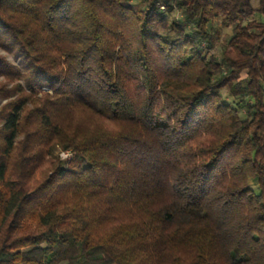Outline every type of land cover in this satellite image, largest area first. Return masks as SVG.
I'll list each match as a JSON object with an SVG mask.
<instances>
[{
	"label": "trees",
	"instance_id": "obj_1",
	"mask_svg": "<svg viewBox=\"0 0 264 264\" xmlns=\"http://www.w3.org/2000/svg\"><path fill=\"white\" fill-rule=\"evenodd\" d=\"M0 49V264H264V0H0Z\"/></svg>",
	"mask_w": 264,
	"mask_h": 264
},
{
	"label": "rangeland",
	"instance_id": "obj_2",
	"mask_svg": "<svg viewBox=\"0 0 264 264\" xmlns=\"http://www.w3.org/2000/svg\"><path fill=\"white\" fill-rule=\"evenodd\" d=\"M225 37H226V34H225V32L224 31H222V33H221V40L223 41L224 39H225ZM0 56H3L8 62H10V63H12V64H14V65H18V60L17 59H15V58H13L11 55H9V54H6L4 51H2L1 49H0ZM0 80H1V78H0ZM5 102V100H0V104H2V103H4ZM58 149L56 148L55 150H54V155L55 156H57L58 157V159H59V161H68L71 157H72V154H71V152H70V157L69 158H64V157H62V156H60L59 157V155H58Z\"/></svg>",
	"mask_w": 264,
	"mask_h": 264
},
{
	"label": "built area",
	"instance_id": "obj_3",
	"mask_svg": "<svg viewBox=\"0 0 264 264\" xmlns=\"http://www.w3.org/2000/svg\"><path fill=\"white\" fill-rule=\"evenodd\" d=\"M57 153H58L59 157L62 156L64 158H69L70 155L72 154V153L70 154L69 151H58Z\"/></svg>",
	"mask_w": 264,
	"mask_h": 264
}]
</instances>
